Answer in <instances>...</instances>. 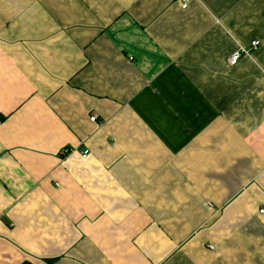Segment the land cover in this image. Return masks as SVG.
I'll return each mask as SVG.
<instances>
[{"label": "crops", "instance_id": "obj_1", "mask_svg": "<svg viewBox=\"0 0 264 264\" xmlns=\"http://www.w3.org/2000/svg\"><path fill=\"white\" fill-rule=\"evenodd\" d=\"M261 209L264 0H0V264H264Z\"/></svg>", "mask_w": 264, "mask_h": 264}, {"label": "built area", "instance_id": "obj_2", "mask_svg": "<svg viewBox=\"0 0 264 264\" xmlns=\"http://www.w3.org/2000/svg\"><path fill=\"white\" fill-rule=\"evenodd\" d=\"M191 1L192 0H181V7L183 9L187 8ZM259 44H260L259 40H254V41H252L250 48L249 47H245V46H239V48L234 53H232V55L229 57L230 65H235L242 55H249L251 53L252 49H255ZM90 119H91V121H96L97 115L96 114L92 115L90 117ZM70 152H71V149L68 148V147L64 148L62 150V154L63 155H67ZM88 154H89V150L85 149L83 151V157H86ZM260 212L264 213V209H261ZM210 248L211 249H215V246L211 245Z\"/></svg>", "mask_w": 264, "mask_h": 264}, {"label": "trees", "instance_id": "obj_3", "mask_svg": "<svg viewBox=\"0 0 264 264\" xmlns=\"http://www.w3.org/2000/svg\"><path fill=\"white\" fill-rule=\"evenodd\" d=\"M22 264H32L31 262H28V261H26V262H23Z\"/></svg>", "mask_w": 264, "mask_h": 264}]
</instances>
